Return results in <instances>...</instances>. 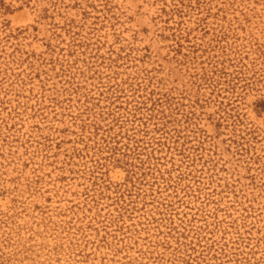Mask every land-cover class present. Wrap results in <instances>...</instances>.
Here are the masks:
<instances>
[{"label":"rangeland","instance_id":"374dc122","mask_svg":"<svg viewBox=\"0 0 264 264\" xmlns=\"http://www.w3.org/2000/svg\"><path fill=\"white\" fill-rule=\"evenodd\" d=\"M0 264H264V0H0Z\"/></svg>","mask_w":264,"mask_h":264}]
</instances>
